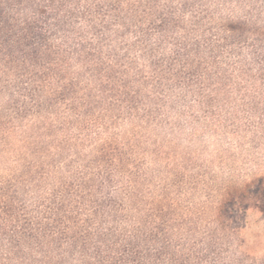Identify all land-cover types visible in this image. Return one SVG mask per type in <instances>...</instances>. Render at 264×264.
<instances>
[{
	"label": "trees",
	"instance_id": "16d2710c",
	"mask_svg": "<svg viewBox=\"0 0 264 264\" xmlns=\"http://www.w3.org/2000/svg\"><path fill=\"white\" fill-rule=\"evenodd\" d=\"M264 0H0V264H264Z\"/></svg>",
	"mask_w": 264,
	"mask_h": 264
},
{
	"label": "rangeland",
	"instance_id": "374dc122",
	"mask_svg": "<svg viewBox=\"0 0 264 264\" xmlns=\"http://www.w3.org/2000/svg\"><path fill=\"white\" fill-rule=\"evenodd\" d=\"M263 36H264V33H263Z\"/></svg>",
	"mask_w": 264,
	"mask_h": 264
}]
</instances>
